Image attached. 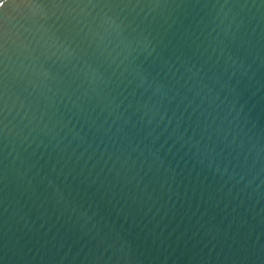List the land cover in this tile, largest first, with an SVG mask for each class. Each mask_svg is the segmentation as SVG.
Masks as SVG:
<instances>
[{"label":"water","instance_id":"water-1","mask_svg":"<svg viewBox=\"0 0 264 264\" xmlns=\"http://www.w3.org/2000/svg\"><path fill=\"white\" fill-rule=\"evenodd\" d=\"M0 264H264V0H0Z\"/></svg>","mask_w":264,"mask_h":264}]
</instances>
